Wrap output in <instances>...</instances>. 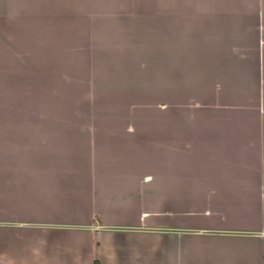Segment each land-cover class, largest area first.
Wrapping results in <instances>:
<instances>
[{"label": "crops", "instance_id": "obj_1", "mask_svg": "<svg viewBox=\"0 0 264 264\" xmlns=\"http://www.w3.org/2000/svg\"><path fill=\"white\" fill-rule=\"evenodd\" d=\"M0 264H264V0H0Z\"/></svg>", "mask_w": 264, "mask_h": 264}]
</instances>
